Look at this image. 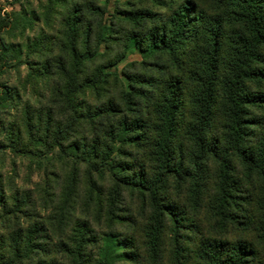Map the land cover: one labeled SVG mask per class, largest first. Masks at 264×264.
Segmentation results:
<instances>
[{
  "label": "trees",
  "instance_id": "obj_1",
  "mask_svg": "<svg viewBox=\"0 0 264 264\" xmlns=\"http://www.w3.org/2000/svg\"><path fill=\"white\" fill-rule=\"evenodd\" d=\"M109 1L0 8V78L18 72L0 151L27 162L24 186L0 171V264H165L168 243L174 264H264V0H134L107 22ZM172 181L214 231L194 248Z\"/></svg>",
  "mask_w": 264,
  "mask_h": 264
},
{
  "label": "rangeland",
  "instance_id": "obj_2",
  "mask_svg": "<svg viewBox=\"0 0 264 264\" xmlns=\"http://www.w3.org/2000/svg\"><path fill=\"white\" fill-rule=\"evenodd\" d=\"M129 1H131L134 4H139L140 2H135L134 0H110L108 4V13H107V22H109V19L113 14L116 13V9L124 10L130 8V6L127 4ZM179 0H144L142 3V6L149 7L152 9L155 13H161V14H169L171 12L172 7H174ZM0 8H3L4 11H20L21 9L27 8L28 12L31 14L32 11H39L38 7V0H22L21 2H17L15 0H0ZM217 11V10H216ZM33 32L28 31L26 35H31ZM7 42L13 43L15 46L20 45L24 46L25 39L23 36H21L18 32L17 35L15 36H7L6 37ZM144 54L140 53L137 49H132L130 50L127 55L123 58L121 62L116 66L119 70V72H123V69L127 64L135 61H142L144 58ZM21 59V58H20ZM22 59H24V56H22ZM15 63L19 62L18 60L14 61ZM264 65V64H263ZM21 74L22 76L25 75L27 68L25 66H21ZM17 78H18V72L16 68H9L6 70L5 74L3 75L2 78H0V82H5L9 87H15L17 85ZM249 88L253 92L257 91H264V84L261 86L256 85L255 83H250ZM250 117L251 118H259L261 120H264V107L262 108H256V107H251L250 108ZM1 140V138H0ZM13 161H16V166L17 169L20 172V178L17 179V184L20 186H24V177L27 173V170L23 167L24 165L27 164L25 161L24 162L16 157V155L12 154L9 150H1L0 151V171L2 170V173L4 174V177L7 176V174L11 171L12 169V163ZM234 171L235 174L238 178H243L244 177V171L243 168L239 164L234 165ZM216 173V167L212 165L210 167V173L208 174V177L206 179L207 183V188L212 189L214 184H215V176L214 174ZM214 176V177H213ZM33 180L36 181L37 177L33 176ZM209 192H211L209 190ZM167 196L170 197L171 199H174L176 203L179 205H183L186 207L187 211V217L190 218L191 220H195L194 225L192 228H188L189 226H186L182 229L183 230V235H184V243L188 241V245L191 248H194L196 246V243L198 244V240L201 239L203 236H208L209 234H213L214 231L213 229L210 228V226L206 222V214L204 210L201 212L200 215H197L198 210H194L190 206V202L188 200V195L185 190V186L176 188L175 183L172 181L170 186L167 189ZM135 198L138 200L139 197L135 195ZM207 204V197L204 199L203 206ZM189 223V222H187ZM211 229V230H210ZM228 239L232 240L234 239L232 236L228 235ZM171 251V245L170 243L167 244V249L165 252V264H174V261L172 257L170 256L169 252ZM181 264H195V262L192 261H187L185 260L184 262H181Z\"/></svg>",
  "mask_w": 264,
  "mask_h": 264
}]
</instances>
